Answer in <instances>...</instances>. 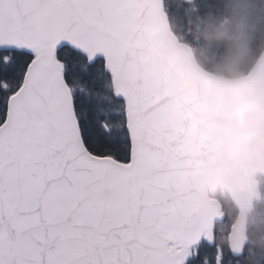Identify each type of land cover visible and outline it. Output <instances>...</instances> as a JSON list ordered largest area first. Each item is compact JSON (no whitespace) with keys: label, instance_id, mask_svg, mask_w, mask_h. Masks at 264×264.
<instances>
[{"label":"snow or ice","instance_id":"6c2138e0","mask_svg":"<svg viewBox=\"0 0 264 264\" xmlns=\"http://www.w3.org/2000/svg\"><path fill=\"white\" fill-rule=\"evenodd\" d=\"M174 9L0 0V264H243L185 196L195 148L151 57Z\"/></svg>","mask_w":264,"mask_h":264},{"label":"water","instance_id":"95a60500","mask_svg":"<svg viewBox=\"0 0 264 264\" xmlns=\"http://www.w3.org/2000/svg\"><path fill=\"white\" fill-rule=\"evenodd\" d=\"M153 68L167 82L164 95L181 130L191 139L199 176L185 193L190 206L222 220L221 204L210 194L219 187L239 208L229 236L237 253L247 241L246 207L259 198L257 175L264 174V51L240 78L202 68L188 45L165 28L151 51ZM190 106L183 116L185 105Z\"/></svg>","mask_w":264,"mask_h":264},{"label":"rangeland","instance_id":"374dc122","mask_svg":"<svg viewBox=\"0 0 264 264\" xmlns=\"http://www.w3.org/2000/svg\"><path fill=\"white\" fill-rule=\"evenodd\" d=\"M214 1L215 3L217 2L218 6H212ZM261 2H263V4H261ZM171 3L175 5L173 12L175 15H177L178 20L181 19L191 21L193 14L201 16L209 13L208 11L213 9H219L220 13L226 10L232 13L231 17L234 21V28L237 27L236 30L233 27L228 28L229 30H221L219 33V42L213 38V35L208 36V39H206V37L205 42L201 41L203 47H209L215 50L217 48L219 49V47L221 48V45L227 42V40L233 41L237 40L238 38L245 40L246 37L252 38L250 35H254L256 32L258 35L264 33V26L262 28V25L264 24V0H200L201 7L197 9L199 11L196 13L194 12L193 14L191 12L192 9H190V7H186V0H171ZM237 9H239L238 12ZM208 16L211 18H207V24H216L217 20L214 18L216 16H213L211 13H209ZM194 31L196 36L198 35L197 37H201L198 27L194 28ZM232 32H236V34L234 35ZM189 40L194 39L189 38ZM260 40L264 41V38H260ZM263 51L264 46L260 49V53L258 55L259 57ZM217 52V50L214 51V53ZM216 60L217 58L213 54V61ZM228 205L232 210L235 209L230 200H228ZM233 217L236 218L237 213L233 214ZM229 227L230 225H228V221L226 220L225 223L219 228V241L217 244L222 248H226V238L229 232ZM249 230L251 241L246 249L243 264H264V203L261 205L258 204L257 210L250 214ZM236 264H240V262L237 261Z\"/></svg>","mask_w":264,"mask_h":264},{"label":"trees","instance_id":"16d2710c","mask_svg":"<svg viewBox=\"0 0 264 264\" xmlns=\"http://www.w3.org/2000/svg\"><path fill=\"white\" fill-rule=\"evenodd\" d=\"M182 4V3H181ZM263 4V2H261ZM186 7H190L192 9V14L199 10L201 7L200 0H186L185 3ZM218 6L217 2L215 1L212 3V6ZM209 13L215 15V20H217L216 24L210 23L207 24V18H211L208 16L209 13L201 16L192 15L191 21L187 22V27H182L179 25V21H177V15L174 12L169 15L171 24L173 26L174 31L177 35L186 43L190 44L199 59V61L209 70L215 71L221 75H226L230 77H237L246 74L252 65L255 63L260 49L264 46V41H261L260 38H264V33L258 35L257 32L252 36V38L246 37L245 40L238 38L237 40L229 41L223 43L221 48L215 49L218 52L214 53V49L209 47H203L202 42H205V38L208 39V36H212L215 40L219 42V33L221 30H229L228 28H234V21L231 17L232 13L227 11H223L220 13L219 9L209 10ZM199 17V18H198ZM200 20L201 23L198 25ZM264 24L262 25L263 28ZM198 27L199 32L201 33V37H197L194 31V28ZM237 27L234 29L236 30ZM198 30V29H197ZM234 31V30H232ZM234 35L236 32H232ZM194 39V40H189ZM259 38V39H257ZM262 43V44H261ZM243 47V48H242ZM207 48V49H206ZM213 54L216 56L217 60L213 61ZM221 55V56H220ZM226 207L228 208V204L225 203Z\"/></svg>","mask_w":264,"mask_h":264},{"label":"bare ground","instance_id":"6f19581e","mask_svg":"<svg viewBox=\"0 0 264 264\" xmlns=\"http://www.w3.org/2000/svg\"><path fill=\"white\" fill-rule=\"evenodd\" d=\"M238 10H239V9H237V12H238ZM226 11L229 12L228 10H226ZM237 12H236V13H237ZM229 13H230V12H229ZM176 18H177V17H176ZM177 21H178V19H177ZM201 21H203V20H200V21L198 22V25L201 23ZM179 25L182 26V27H186V26H187V22H185V20H180V21H179Z\"/></svg>","mask_w":264,"mask_h":264}]
</instances>
